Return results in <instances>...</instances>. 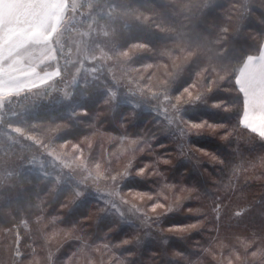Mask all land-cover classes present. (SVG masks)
I'll use <instances>...</instances> for the list:
<instances>
[{
    "label": "trees",
    "instance_id": "1",
    "mask_svg": "<svg viewBox=\"0 0 264 264\" xmlns=\"http://www.w3.org/2000/svg\"><path fill=\"white\" fill-rule=\"evenodd\" d=\"M77 15L47 66L58 74L10 95L0 130L11 126L29 138L41 128L37 134H47L50 144L79 147L90 138L97 150L108 135V149L126 146L136 156L118 189L149 194L146 206L171 196L179 206L155 223L163 232L197 227L179 239L164 232L171 239L164 247L152 240L139 246L133 225L104 214L103 199L91 190L74 203L68 185L57 192L52 179L42 181L27 165L0 197V249L8 263L42 256L47 242L59 240L55 257L76 254L78 264L85 255L100 264H220L233 260L232 252L245 261L253 251L254 264H264V140L241 122L236 81L244 61L262 48L264 0H83ZM75 31L87 34L77 57ZM202 121L203 128L191 127ZM39 160L48 170L46 155ZM157 169L161 174L149 175ZM68 182L77 189L89 184Z\"/></svg>",
    "mask_w": 264,
    "mask_h": 264
},
{
    "label": "rangeland",
    "instance_id": "2",
    "mask_svg": "<svg viewBox=\"0 0 264 264\" xmlns=\"http://www.w3.org/2000/svg\"><path fill=\"white\" fill-rule=\"evenodd\" d=\"M82 1L54 0L45 3L44 0H2L0 33L4 34L6 29H15L16 34L11 42L3 44L0 41V110L2 103L10 95L41 85L58 74L57 70H49L47 66L55 60L54 48H58L61 42L62 29L77 19ZM23 6L26 9L21 11ZM41 15L48 18H39ZM43 20L44 22H42ZM55 22V29L51 32ZM57 28L58 31H56ZM29 31L31 34L24 38V33H29ZM50 32L53 35L51 41L49 39L52 35L48 36ZM86 40L87 34L82 31L70 34L71 47L75 49L74 56H78V52L82 50ZM122 53L124 56L127 55L126 50ZM165 67L161 65V69ZM153 76L162 77L156 72ZM237 83L240 85V91L244 98L242 124L264 125V120L260 119L264 116V54L246 60L245 66L243 64L238 74ZM39 129L41 130L38 128L33 131L29 138H26L21 131H15L17 129L11 128V126L4 128L5 131L0 130V197L10 193V186L12 190L13 185L18 184L17 178L19 175L25 174V167L28 165V171L42 181L52 179L57 185L55 188L57 192L68 185L75 194L73 196L74 203L80 204L82 198L91 190L92 196L97 195L103 199L100 204H104V207L102 206L104 214H108L110 217L118 216L123 219V222L133 225L136 244L139 246L147 240H152L164 247L163 245H167L171 240L168 239L170 234L176 235V239H179L182 238L179 236L189 230V227L182 226L164 227V232L169 234L167 235L156 226L155 223L164 214L173 211H167V206L172 209L179 206L171 196L166 203H161L165 206L164 208H159L153 213L150 211L152 205L146 206L142 199L136 195L137 192L132 193L128 190L121 192L118 189L121 179L123 181L128 178H125L124 174L129 170V166L136 157L131 153L128 155L126 146L108 149L107 146L111 140L107 135L108 142L105 148L108 149V152L103 158L102 152L105 148H99L100 151H98L99 149L97 150L94 145L96 140L93 143L90 138H86L88 141L83 147L64 140L53 141L55 143L50 144L48 142L50 140L46 139L47 134H37L38 131L40 132ZM22 138L25 140L24 142L21 141ZM30 139L33 140V145L30 144ZM42 155H46L48 170L44 168L45 163L39 160ZM98 165L99 167H97ZM35 168L37 169L33 170ZM98 173H102V175H98ZM78 178L89 184H84L83 189H77L68 182L75 181V185H78ZM10 197L11 195L8 198ZM174 201L175 204L172 203ZM132 205L141 209L143 214ZM179 228L185 230H176ZM2 235L3 233L0 232V237ZM53 240H55V236ZM61 243L59 240H55L52 244L47 242L48 246L45 247V253L42 256L37 255L24 264H78L74 260L76 254H72L68 259L62 256L59 259L55 257ZM246 248L245 245L243 250ZM237 253L232 252L233 260L226 256L220 264H254L257 262L254 256L257 255L256 251L249 253L250 259L246 258L245 261H243L244 257ZM52 256L55 257L53 260ZM9 259L10 256L5 254L1 248L0 262L9 264ZM79 264H100V262H97L96 256L90 258L85 255Z\"/></svg>",
    "mask_w": 264,
    "mask_h": 264
},
{
    "label": "snow or ice",
    "instance_id": "3",
    "mask_svg": "<svg viewBox=\"0 0 264 264\" xmlns=\"http://www.w3.org/2000/svg\"><path fill=\"white\" fill-rule=\"evenodd\" d=\"M185 92H188V89H184ZM189 94V99L193 101V103H196V102H199L200 101V97L197 96L195 98L192 97V94L191 93H188ZM179 99V97L177 98ZM213 107H219L218 104H214ZM261 120H264V116H262L260 118ZM207 122L206 121H202L200 123H191V127L193 128H196V129H200V128H203L205 126ZM244 126H247L249 127V130L253 131L255 135H257L261 140H264V125L262 124H249V125H244ZM209 128H213L215 129L216 127H223V126H213V125H208ZM223 139H227V135L222 137ZM133 143H135V141H133ZM215 158V157H214ZM163 163L167 164L168 161L167 160H164ZM99 167V165L97 166ZM131 166H129V170L124 174L125 175V178L128 177L131 173ZM147 171V167L145 168H141L139 170L136 171V175L137 176H144L145 172ZM157 174H161L159 173V170H155L154 172L152 173H149V175H157ZM98 175H102V173H98ZM167 187H174L173 185H166ZM137 196H139L141 199H143L144 197H147L149 200L152 199V197L147 194V193H138L136 194ZM133 208H136L138 212H140L141 214H143V211L141 209H138L136 205H132ZM165 206L162 205L161 203L157 202V203H154L150 209L151 212L155 213L157 209L159 208H164ZM173 209L171 207H168L167 208V211H172ZM190 228H195L197 227V225L193 224V225H190L189 226ZM178 231H183L185 230L184 228H179V229H176Z\"/></svg>",
    "mask_w": 264,
    "mask_h": 264
},
{
    "label": "crops",
    "instance_id": "4",
    "mask_svg": "<svg viewBox=\"0 0 264 264\" xmlns=\"http://www.w3.org/2000/svg\"><path fill=\"white\" fill-rule=\"evenodd\" d=\"M45 1V3L48 1V2H53L54 0H44ZM1 3H2V0H0V8H1ZM26 8H25V6H23L22 8H21V11H23V10H25ZM39 18H48V17H46V16H43V15H41V17H39ZM58 20V19H57ZM0 22H1V20H0ZM42 22H44V20L42 21ZM57 22V21H56ZM56 22L54 23V27H53V29H52V31L51 32H53L54 31V29H55V25H56ZM15 26H16V24H15ZM49 33L48 34V36L50 37L51 35H52V33ZM15 34H16V32H15V29H13V30H8V29H6L5 30V33L3 34V33H0V41L1 42H3V44H6L7 42H11V40L14 38V36H15ZM25 34V37L24 38H27V36L28 35H30L31 33H30V31H29V33L27 32V33H24ZM2 37H4V38H2ZM263 49H264V42H263V46H262V49L260 50V53L258 54V55H256V56H251V57H248V58H253V57H258V56H261V55H263L264 54V52H262L263 51ZM247 58V59H248ZM246 59V60H247ZM246 60L244 61V66H245V62H246ZM243 66V65H242ZM242 66H241V68H242ZM253 70H254V68H252ZM241 70V69H240ZM240 72V71H239ZM239 74V73H238ZM237 78H238V76H237ZM236 81H237V79H236ZM238 84V87H239V89H240V85H239V83H237Z\"/></svg>",
    "mask_w": 264,
    "mask_h": 264
}]
</instances>
